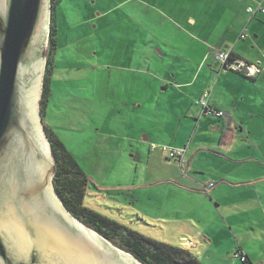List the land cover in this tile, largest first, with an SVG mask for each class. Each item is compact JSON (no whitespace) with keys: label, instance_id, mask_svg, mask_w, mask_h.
Masks as SVG:
<instances>
[{"label":"crops","instance_id":"1","mask_svg":"<svg viewBox=\"0 0 264 264\" xmlns=\"http://www.w3.org/2000/svg\"><path fill=\"white\" fill-rule=\"evenodd\" d=\"M162 3L165 8L157 15L128 13L141 32L131 33L148 37L149 49L139 68L121 69L134 78L126 81L131 88L145 90L144 100L158 101L145 114L155 129L143 136L150 147L143 179L126 195L132 216L150 227L162 226L171 237L158 241L190 250L203 264H242L235 257L239 249L248 264H264L263 55L257 59L261 72L252 77L225 68L214 56L225 50L250 63V49L264 53L259 40L264 12L248 11L259 3L264 7V0ZM205 91H210L209 104L225 110L228 121L202 113L195 102ZM136 102L130 108L140 107ZM248 125L256 132L255 143L247 136ZM210 131H221V139ZM153 145L185 148V163ZM211 182L214 186L208 188Z\"/></svg>","mask_w":264,"mask_h":264},{"label":"rangeland","instance_id":"2","mask_svg":"<svg viewBox=\"0 0 264 264\" xmlns=\"http://www.w3.org/2000/svg\"><path fill=\"white\" fill-rule=\"evenodd\" d=\"M163 1L166 0H62L57 11L58 50L52 96L44 112L41 100L38 102L41 129L46 135V128L56 133L90 180L92 189H88L85 206L154 239L171 235L161 231L162 226L150 227L133 217V204L126 195L143 179L146 155L150 151V147L143 144L147 143L143 136L152 134L155 129L153 124L147 123L145 114L151 113L150 108L154 109L158 101L144 100L145 90L131 88L130 81L126 83L131 74L121 68H139L149 49L145 45L148 37L131 33L141 32L136 30L138 25L128 13L157 15L165 8ZM259 40L264 43L263 33ZM48 44L49 40L46 41L47 51ZM250 50L254 53L252 59L247 58L250 63L258 62L261 55L264 61V53ZM135 102L140 107L130 108ZM261 121L264 124V120ZM253 130L249 125L246 128L247 136H252L251 141L255 143ZM210 132L212 137H218L215 140L221 139V131ZM100 187L117 188L118 192L108 195ZM155 191L160 200V191ZM162 199L165 200V196ZM78 219L105 237L96 227ZM107 239L129 252L120 236L111 234Z\"/></svg>","mask_w":264,"mask_h":264},{"label":"water","instance_id":"3","mask_svg":"<svg viewBox=\"0 0 264 264\" xmlns=\"http://www.w3.org/2000/svg\"><path fill=\"white\" fill-rule=\"evenodd\" d=\"M52 12V0H0V264H146L81 223L55 190L38 105Z\"/></svg>","mask_w":264,"mask_h":264},{"label":"trees","instance_id":"4","mask_svg":"<svg viewBox=\"0 0 264 264\" xmlns=\"http://www.w3.org/2000/svg\"><path fill=\"white\" fill-rule=\"evenodd\" d=\"M61 1L52 0L53 17L48 37L47 61L40 102L43 112L46 111L52 96V77L56 68L58 50V28L55 24V11ZM231 56L234 57V54ZM46 129L56 159L55 190L71 214L83 219V221L85 220V223L93 225L107 238L111 234L120 236L124 248L146 264H203L191 251L183 247L151 239L85 206L88 189H92V186L89 187V178L56 133L49 128ZM248 263L249 260L245 264Z\"/></svg>","mask_w":264,"mask_h":264},{"label":"built area","instance_id":"5","mask_svg":"<svg viewBox=\"0 0 264 264\" xmlns=\"http://www.w3.org/2000/svg\"><path fill=\"white\" fill-rule=\"evenodd\" d=\"M248 11L250 13H256L257 11L264 12V7L262 4H258L257 8L249 7ZM245 35H242V38H244ZM214 56L217 60L221 61L224 67L228 68L229 70H235L241 73H244L245 75L252 77L261 72V63L256 62L249 63L244 60H241L239 58H234L231 56V53L225 50H219L214 53ZM230 65V66H229ZM209 98H210V91H205L197 100L196 105L200 108L202 113L204 115L209 116H215L224 118L225 120L228 118L227 113L225 110L215 108L211 104H209ZM228 121V119H227ZM157 147H161L170 158L178 159L182 163L184 162L186 149L182 147H170V146H162V145H153L152 149H155ZM187 170V169H186ZM206 186L208 188H211L214 186V183H207ZM206 188V189H208ZM186 244V243H185ZM235 257L242 263L245 264L248 262V257L244 253L243 250L239 249L235 253Z\"/></svg>","mask_w":264,"mask_h":264}]
</instances>
